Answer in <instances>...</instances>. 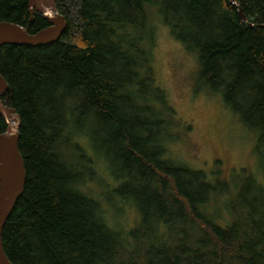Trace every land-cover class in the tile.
I'll use <instances>...</instances> for the list:
<instances>
[{
  "label": "trees",
  "instance_id": "obj_1",
  "mask_svg": "<svg viewBox=\"0 0 264 264\" xmlns=\"http://www.w3.org/2000/svg\"><path fill=\"white\" fill-rule=\"evenodd\" d=\"M29 0H0V20L30 33ZM196 51L198 76L256 132L260 178L229 181L166 157L172 109L155 82L145 6ZM66 23L43 46L0 47L1 95L19 120L21 196L1 235L11 264H264V0H55ZM238 7L245 20H242ZM150 7H148L149 9ZM155 83V84H154ZM7 123L0 115V133ZM113 193L135 206L127 230L110 225L86 188L91 157ZM224 195L227 216L210 202Z\"/></svg>",
  "mask_w": 264,
  "mask_h": 264
},
{
  "label": "rangeland",
  "instance_id": "obj_2",
  "mask_svg": "<svg viewBox=\"0 0 264 264\" xmlns=\"http://www.w3.org/2000/svg\"><path fill=\"white\" fill-rule=\"evenodd\" d=\"M145 10L154 33L149 65L172 109L167 131L176 137L166 142L165 155L204 169L209 178L231 180L232 195L249 172L257 179L261 177V157L254 151L256 132L199 78L197 52L185 49L154 7L147 4ZM75 139L92 159L89 164L93 172L85 181L86 188L100 199L107 222L127 230L138 218L135 206L111 191L113 177L106 162L90 149L86 136L77 134ZM224 199V195H216L210 202L221 218L227 216Z\"/></svg>",
  "mask_w": 264,
  "mask_h": 264
},
{
  "label": "water",
  "instance_id": "obj_3",
  "mask_svg": "<svg viewBox=\"0 0 264 264\" xmlns=\"http://www.w3.org/2000/svg\"><path fill=\"white\" fill-rule=\"evenodd\" d=\"M235 4V0H231ZM29 21L33 20L35 13H39L48 25L30 33L16 22L0 20V47L5 44L43 46L57 41L66 28V23L58 13L55 0H29ZM237 11L242 20L245 16L238 7ZM7 88V84L0 75V115L7 123V128L0 133V264H11L6 257L1 241L4 224L12 211L16 201L21 196L25 183V166L18 148L19 120L14 109L6 106L1 101V95ZM12 114L15 126L8 123V117Z\"/></svg>",
  "mask_w": 264,
  "mask_h": 264
},
{
  "label": "bare ground",
  "instance_id": "obj_4",
  "mask_svg": "<svg viewBox=\"0 0 264 264\" xmlns=\"http://www.w3.org/2000/svg\"><path fill=\"white\" fill-rule=\"evenodd\" d=\"M8 123H9L11 126H15V121H14V119H13L12 114H10L9 117H8Z\"/></svg>",
  "mask_w": 264,
  "mask_h": 264
}]
</instances>
